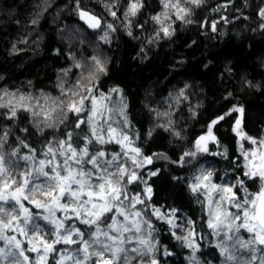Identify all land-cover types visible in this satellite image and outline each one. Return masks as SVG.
<instances>
[{
    "label": "snow or ice",
    "instance_id": "obj_1",
    "mask_svg": "<svg viewBox=\"0 0 264 264\" xmlns=\"http://www.w3.org/2000/svg\"><path fill=\"white\" fill-rule=\"evenodd\" d=\"M97 7L103 12L73 0L69 11L82 23L55 31L64 43L52 55L65 60L56 95L0 88V264H264V121L249 131L248 107L236 98L264 94V80L239 77L189 139L178 121L207 111V97L192 102L194 83L173 84L163 104L146 91L148 126L137 128L125 90L105 87L111 59L103 50L114 36L137 39L149 24L146 43L159 44L176 35L177 21L208 39L241 24L264 34V0H159V11L147 0H97ZM52 8L53 0L37 5L33 31ZM18 44L28 40L10 42V55L23 51ZM140 53L147 59L143 46ZM224 73L231 67L221 80ZM156 140L176 143L178 154L146 150ZM154 178L182 184L199 217L158 205Z\"/></svg>",
    "mask_w": 264,
    "mask_h": 264
},
{
    "label": "trees",
    "instance_id": "obj_2",
    "mask_svg": "<svg viewBox=\"0 0 264 264\" xmlns=\"http://www.w3.org/2000/svg\"><path fill=\"white\" fill-rule=\"evenodd\" d=\"M31 1H35L37 5L43 2V0L0 1V75L4 77L0 80V87H7L12 91L16 89L32 92L43 90L56 95L57 90L54 88L56 72L65 65V60L52 55L51 49L62 46L64 43L54 34L57 28L63 29L66 25L73 28L80 23L78 18L69 11L73 6V0H53V8L45 13L46 19H41L40 26L33 31L30 17L37 8L29 5ZM84 2L98 13L103 12L101 7H97V0H84ZM216 2L217 0H209L213 6ZM257 2L258 0H250L252 4ZM147 3L154 10H160L157 7L159 0H147ZM56 11H60V15L54 22L53 16ZM15 20H19V23H15ZM176 23L178 25L176 35L159 44L146 43L152 32L151 24L146 26L147 31L138 29L139 35L135 40L123 34L114 36L112 45L110 47L105 45L103 48L105 54L111 59L109 65L111 74L110 77L105 78V87L115 84L123 88L132 109L135 127L146 128L148 117L144 114L142 104L146 91H151L148 99L157 104H163L173 84L178 81L194 83L195 87L191 89L194 93L192 102L195 104L198 99L207 97L204 99L207 111L201 109L203 115L195 120L178 121L184 123L186 132L191 134L189 139H192L201 131L204 122L212 112L219 107L222 102L221 93L226 88L228 90L234 87L239 88V77L244 75H247L249 79L255 77L257 83L264 80V63H262L264 34L259 31L252 32L243 24L238 28H231L229 25L228 28H231V31H227L225 36L208 39L197 31L194 25L179 26V22ZM222 30L226 31V29ZM20 35L27 38L30 36L29 38L35 41L39 39V44L34 43L26 48L20 47L23 51L10 55V42H16L15 37ZM193 39L197 41L196 45L191 44ZM141 46L147 52V59L143 61L140 59ZM89 50L90 48L87 49ZM203 64H208L211 71L206 70ZM225 65L231 67L232 75L229 77L227 73H224L225 79L221 80L220 74ZM29 81H32L31 86L28 84ZM236 98L242 100L248 107V130L259 127V122L264 121V94L237 91ZM184 116L188 117L186 108ZM145 148L149 152L167 151L169 155L179 152L176 143L168 144L160 140L145 145ZM167 168L168 166L165 165V169ZM180 174L185 175L182 171ZM164 176H168L167 170ZM154 188L153 199L158 205L165 208L176 206L182 212L189 214L195 210L199 217V205L191 202L189 193L182 184L176 185L175 181L167 178L156 179ZM181 259L177 258L175 264H180Z\"/></svg>",
    "mask_w": 264,
    "mask_h": 264
},
{
    "label": "rangeland",
    "instance_id": "obj_3",
    "mask_svg": "<svg viewBox=\"0 0 264 264\" xmlns=\"http://www.w3.org/2000/svg\"><path fill=\"white\" fill-rule=\"evenodd\" d=\"M29 5L30 6H33L34 8H37V4H36V2L35 1H31L30 3H29ZM109 19H111V17L109 18ZM26 37V36H25ZM23 35H20V36H16L15 37V39H16V42L17 41H19L21 38H23V39H27L28 40V45H24V44H18L17 46L20 48V47H22V48H26V47H29V46H32L33 44H34V41H35V39H33V38H29L30 36H28V38L26 37L25 38ZM92 51V49L90 48V50L88 51L89 53ZM0 88H4V87H0ZM10 91H12V90H10ZM45 92H47V91H45ZM35 95H39V93H40V91H35V92H33ZM114 119H115V117H114Z\"/></svg>",
    "mask_w": 264,
    "mask_h": 264
},
{
    "label": "water",
    "instance_id": "obj_4",
    "mask_svg": "<svg viewBox=\"0 0 264 264\" xmlns=\"http://www.w3.org/2000/svg\"><path fill=\"white\" fill-rule=\"evenodd\" d=\"M1 1V0H0ZM78 22L81 24L82 22L78 20Z\"/></svg>",
    "mask_w": 264,
    "mask_h": 264
}]
</instances>
